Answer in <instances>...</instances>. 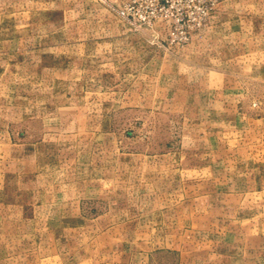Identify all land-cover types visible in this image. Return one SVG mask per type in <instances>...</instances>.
I'll return each mask as SVG.
<instances>
[{
	"label": "rangeland",
	"instance_id": "obj_1",
	"mask_svg": "<svg viewBox=\"0 0 264 264\" xmlns=\"http://www.w3.org/2000/svg\"><path fill=\"white\" fill-rule=\"evenodd\" d=\"M264 264V0H0V264Z\"/></svg>",
	"mask_w": 264,
	"mask_h": 264
},
{
	"label": "crops",
	"instance_id": "obj_2",
	"mask_svg": "<svg viewBox=\"0 0 264 264\" xmlns=\"http://www.w3.org/2000/svg\"><path fill=\"white\" fill-rule=\"evenodd\" d=\"M148 259V258H147ZM144 264H150L149 259L144 262Z\"/></svg>",
	"mask_w": 264,
	"mask_h": 264
}]
</instances>
